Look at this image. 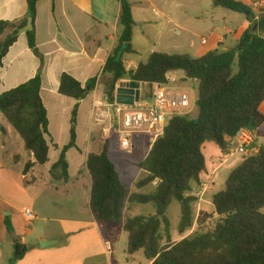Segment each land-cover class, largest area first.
<instances>
[{
	"label": "trees",
	"instance_id": "obj_1",
	"mask_svg": "<svg viewBox=\"0 0 264 264\" xmlns=\"http://www.w3.org/2000/svg\"><path fill=\"white\" fill-rule=\"evenodd\" d=\"M38 1H28V16L24 19L0 22V36L10 31L0 43V67L22 32L26 33L29 48L40 57L43 66L44 60L36 45ZM120 5L122 34L103 70V75L110 76L105 83L108 102L115 103L120 81L127 80L140 88L147 86L149 90L142 95V100H151L155 85H168L170 73L183 71L186 80L199 83L196 102L199 114L196 118L190 115L171 118L147 158L138 164L147 176L136 187L143 189L157 183L151 194H130L109 155L107 143L101 153L89 154L86 169L92 180V215L100 223L115 224L127 233L128 260L142 251L151 264H264V145L232 171L226 189L214 196L211 214L200 211L195 218L193 209L199 200L193 190L200 188L204 178L210 175L204 145L214 143L224 157L229 156L240 132L248 130L255 134L264 125L261 111L264 14L256 21L245 0H213L215 8L245 14L251 23L234 48L209 52L198 59L186 54L153 53L135 71H127L123 57L132 49L135 22L129 0H120ZM42 69L26 83L0 95V115L20 135L26 151L35 159L34 163L26 164V174L33 166L43 167L49 161L48 113L41 98ZM97 82L94 78L84 87L69 74L60 78L59 93L77 103L71 114L70 142L51 170L55 181L69 180L67 153L77 148L80 103L95 90ZM0 131H4L1 124ZM175 201L181 206L179 234L186 235L195 223L198 226L196 232L177 243L172 240L168 217ZM127 203L154 204L156 213L123 221ZM216 218L214 227L203 231ZM5 224L8 233L13 235L9 218ZM27 251L26 245L17 243L10 264L22 260Z\"/></svg>",
	"mask_w": 264,
	"mask_h": 264
},
{
	"label": "crops",
	"instance_id": "obj_2",
	"mask_svg": "<svg viewBox=\"0 0 264 264\" xmlns=\"http://www.w3.org/2000/svg\"><path fill=\"white\" fill-rule=\"evenodd\" d=\"M28 1L0 0V22H15L27 17ZM129 2L132 5L135 22L132 41V45L135 46L136 36L142 38L144 42L148 41L149 35L143 29H141V35H137L136 30H140L142 25L147 27L150 21L144 15L146 9H143V13L141 12L143 17L139 14V8H145L144 4L147 3V0H129ZM136 10H138L137 13ZM120 11V0H39L35 25L36 45L43 57V66L40 57L29 48L25 32L20 33L17 42L10 48L3 60L2 67H0V95L34 78L40 68L43 67L41 98L48 113L49 135L46 136V140L50 150L49 161L45 166L36 165L27 174L24 173L26 164L34 163L35 159L32 154L26 151L20 135L0 115V124L4 129V131H0V264H10L17 243L27 246V237L33 233V230L28 228L30 227L29 224L37 221L58 222L67 227L63 228L62 232L53 235L45 230L41 231L38 235V243L27 246L26 255L16 264L137 263V255L140 252L133 255L129 260L127 258L125 263L120 262L119 259L115 261L114 245L108 237L105 224L100 223L93 215L92 224L94 228L87 230L83 228L85 224L81 221L48 218L46 216L48 212L42 208L43 204V206L52 209L53 213L64 212V210L70 209L69 204L67 206L64 204L66 201L64 196L69 198V203L71 198H75V194L71 197L70 191L55 185L53 182L57 181L53 180L51 176L52 167L58 162L62 149L70 142L71 114L77 103L76 100L59 93L60 78L65 73L71 75L84 87L90 80L98 79L95 90L80 103L77 148H73L67 153L69 180L65 181L68 185L72 175L78 178L89 176L90 187L88 189L86 187V190L81 192L79 196L90 208L92 180L86 169V163L89 154L93 153L91 152L93 145L91 132L93 129L97 131L100 129L99 132L103 141L102 151L107 143L109 155L110 144L113 141L109 136L105 138L103 133L104 128L109 126L110 120L116 117L113 109L115 103H109L105 94V83L110 76L103 75V70L112 52L118 46L122 34V27L119 24ZM250 26L251 23L246 18L241 29L231 33L237 44L242 33ZM219 44H223L222 40ZM228 49L225 47L224 51ZM123 62L127 71H135L141 64L131 62L132 67H129L124 57ZM173 73L168 75V85L190 95L192 93V102L196 106L199 97V83L196 80H186V76L177 80L171 77ZM181 80H183L182 83ZM196 82L198 83V90L195 94L193 93L195 89L192 86H195ZM121 83L128 84L129 81H120L118 85ZM95 106L100 110L99 117L101 120L97 122L94 118ZM261 111L264 114V103L261 106ZM102 114L104 116H101ZM263 127L264 125L254 134V146L257 151L263 146L258 145L259 133ZM116 139H118L117 142L120 146L118 136L115 137L114 141ZM151 139L154 138L149 135H135L132 140V151L134 148L140 150L141 147L151 143ZM232 155L224 157L220 154L217 157L220 165L210 172L206 180H212L217 169L219 170L229 164V157ZM142 161L144 160H136L134 166L140 168L138 164ZM153 185L155 189L157 183H153ZM143 189H137L139 191L137 193L143 194L140 192ZM198 189L197 187L194 188V196H196ZM205 194L202 198L196 196L199 199L197 203L203 201ZM129 205L127 203L125 209ZM26 210H31L36 215L34 221H27ZM7 218L10 219L14 227L13 235L7 231L5 224ZM125 220L123 218V221ZM188 235L190 233L186 236ZM40 241L55 243L49 247L41 248ZM106 242L111 243L110 251L106 247ZM141 264H151V261L146 259Z\"/></svg>",
	"mask_w": 264,
	"mask_h": 264
},
{
	"label": "rangeland",
	"instance_id": "obj_3",
	"mask_svg": "<svg viewBox=\"0 0 264 264\" xmlns=\"http://www.w3.org/2000/svg\"><path fill=\"white\" fill-rule=\"evenodd\" d=\"M145 8H139V14L145 11V17L148 18L150 23L147 27L142 25L140 30H136V34L142 33L143 29L148 35V41H142V38L136 36L135 46L132 45L131 51L124 55L127 65L131 66V62L146 63L153 53H163L168 55H189L194 59H198L209 52H223L224 48L232 49L237 45V41L231 34L239 31L246 20V15L242 13H235L222 8H215L213 0H147L144 4ZM138 10H136L137 13ZM141 17L142 14H141ZM138 18V17H137ZM140 32V33H138ZM10 31H7L4 35L0 36V43L5 40ZM202 38H205L206 45L202 44ZM222 40L223 44H219ZM237 71V64L235 65ZM172 78L180 80L181 77H185L183 71L174 72L171 75ZM183 80H181V83ZM197 93L198 83L192 86ZM149 89L147 86H142V94H145ZM192 99L193 94L189 95ZM198 114V109L194 105L193 113L190 116L195 117ZM100 131V129H98ZM96 129L91 132L93 145L91 152L99 153L103 148V141L101 139V133ZM116 134V133H115ZM114 133L109 134L111 140L110 144V157L115 163L116 168L120 174V177L129 189L130 193L139 192L136 187V183L147 176V172L134 166L136 160H144L147 158L154 139H151V143L143 146L140 150H134L126 152L123 151L115 137ZM115 136V137H114ZM237 145V144H236ZM234 146V150L236 148ZM258 145H264V127L260 130ZM139 152V153H138ZM205 157L208 165L209 172L217 168L220 163L218 156L221 152L214 143H206L204 145ZM53 153V150H52ZM243 161V157L235 154L229 157V164L217 169L211 184V190L205 194V198L201 203L193 204L194 216L197 218L200 211H205L211 214L214 211L213 199L214 196L221 193L226 189L227 180L234 169H236ZM204 178V182H206ZM203 182V183H204ZM55 185H59L62 189H67L71 193V197L75 194V198H71V202H68V197L64 201L65 206L69 204V210L64 212L53 213L52 209H49L42 204L48 213V218H57L62 220H77L85 224L83 228L91 230L94 228L92 224V214L90 208L79 194L84 192L90 187V179L87 175L85 178H78L73 176L70 182L57 181L53 182ZM155 191L154 185H150L140 192L143 194H151ZM40 204V203H39ZM264 213V209L262 211ZM156 213V207L154 204H133L129 205L123 212V218L129 219L136 216H152ZM168 217L171 224V234L173 242L177 243L181 241L188 233L192 234L198 230V226L195 223L194 227L186 235L181 236L178 232V225L181 218V206L178 202H173L168 210ZM216 219L209 221L203 231L210 230L214 227ZM33 233L30 237H27V246L38 243V235L41 231L45 230L50 235L58 234L62 232L63 228L67 226L58 222L49 221H37L29 224ZM108 237L114 245L115 261L123 263L126 262L129 256L127 255V233L122 229H119L115 224H105ZM105 233V232H104ZM41 242V241H40ZM146 258L142 251L137 255V263L145 262Z\"/></svg>",
	"mask_w": 264,
	"mask_h": 264
},
{
	"label": "built area",
	"instance_id": "obj_4",
	"mask_svg": "<svg viewBox=\"0 0 264 264\" xmlns=\"http://www.w3.org/2000/svg\"><path fill=\"white\" fill-rule=\"evenodd\" d=\"M249 8L255 15V20H259L264 14V0H245ZM205 38H202V44H206ZM119 86V85H118ZM154 97L151 100H142L135 102L133 105H119L115 102L113 109L115 111V119L110 120L107 128H104V137L114 131L119 138L120 147L123 151L129 152L133 149V137L138 134L149 135L157 139L164 133V130L171 118L180 115H191L193 113L194 103L190 98V94L180 91L169 85H155L153 88ZM100 110L94 107V118L100 121ZM101 116H104L103 114ZM235 154L248 157L257 153L254 133L244 130L236 137ZM233 154V152H232ZM212 180L208 179L198 189L196 196H202L210 189ZM25 215L28 222L36 219V215L31 210H26ZM106 247L110 251L112 246L110 242H106Z\"/></svg>",
	"mask_w": 264,
	"mask_h": 264
},
{
	"label": "water",
	"instance_id": "obj_5",
	"mask_svg": "<svg viewBox=\"0 0 264 264\" xmlns=\"http://www.w3.org/2000/svg\"><path fill=\"white\" fill-rule=\"evenodd\" d=\"M248 14V13H247ZM257 29L255 26L254 30ZM141 99V88L135 83L119 84L116 90L115 102L119 105H133L135 102H139ZM55 242L41 241V248H46L53 245Z\"/></svg>",
	"mask_w": 264,
	"mask_h": 264
}]
</instances>
